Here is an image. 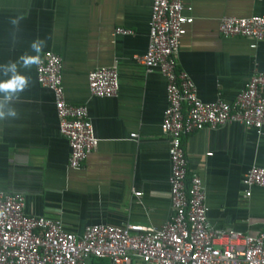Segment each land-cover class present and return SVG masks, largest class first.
Here are the masks:
<instances>
[{"label": "crops", "instance_id": "0c3cea01", "mask_svg": "<svg viewBox=\"0 0 264 264\" xmlns=\"http://www.w3.org/2000/svg\"><path fill=\"white\" fill-rule=\"evenodd\" d=\"M187 3L190 10L183 12L192 22L179 41L178 66L200 100L230 102L252 73L264 72V41L252 48L246 38L222 36L218 20L264 15V0ZM149 6L150 0H0V64L30 51L33 39H44V51L61 59L65 101L86 106L98 138L78 168L67 166L52 94L36 82L33 67L30 87L13 104L18 118L0 120V190L22 195L25 213L57 218L76 235L87 224L158 227L168 218L167 143L159 132L165 79L145 73L135 59L145 50ZM18 17L23 19L14 28L10 21ZM117 27L131 34L115 33ZM113 63L116 95L90 96L87 72ZM181 145L187 176L196 173L204 184L209 225L264 238V185L252 186L244 198L240 183L252 162L264 167V129L256 136L230 122L183 134Z\"/></svg>", "mask_w": 264, "mask_h": 264}, {"label": "built area", "instance_id": "2783aa9c", "mask_svg": "<svg viewBox=\"0 0 264 264\" xmlns=\"http://www.w3.org/2000/svg\"><path fill=\"white\" fill-rule=\"evenodd\" d=\"M187 1L150 0L145 50L135 58L145 73L156 72L165 79L166 103L159 132L167 143L168 218L158 227L130 222L87 224L76 235L64 230L57 218L25 213L22 195L0 190V264H84L91 258H104L110 264H264L262 234L209 225L204 184L196 173L187 176L181 145L183 134L230 122L259 136L264 129V72L252 73L230 102L219 96L200 100L194 83L177 62L180 38L192 22V16L183 12L190 10ZM217 30L222 36L246 38L253 48L264 41V15H224ZM114 31L131 34L128 28ZM41 55L42 64L34 67L35 80L52 94L57 130L68 146L67 166L76 169L94 150L98 138L86 106L64 99L59 55L52 51ZM86 82L90 96H115L116 65L94 67L87 72ZM240 183L243 197L248 198L252 186L264 185V167L252 162ZM132 194L138 197L141 193L132 190Z\"/></svg>", "mask_w": 264, "mask_h": 264}, {"label": "clouds", "instance_id": "9594fccd", "mask_svg": "<svg viewBox=\"0 0 264 264\" xmlns=\"http://www.w3.org/2000/svg\"><path fill=\"white\" fill-rule=\"evenodd\" d=\"M23 17L12 19L13 27H18ZM46 41L35 38L29 45L30 51L21 53L16 60L0 64V120L18 118V111L13 106L21 93L31 85L30 71L42 64V52Z\"/></svg>", "mask_w": 264, "mask_h": 264}, {"label": "trees", "instance_id": "16d2710c", "mask_svg": "<svg viewBox=\"0 0 264 264\" xmlns=\"http://www.w3.org/2000/svg\"><path fill=\"white\" fill-rule=\"evenodd\" d=\"M91 259H95V258H91Z\"/></svg>", "mask_w": 264, "mask_h": 264}]
</instances>
